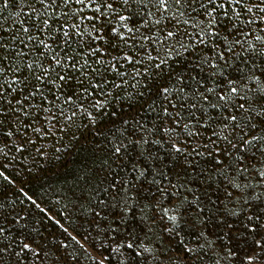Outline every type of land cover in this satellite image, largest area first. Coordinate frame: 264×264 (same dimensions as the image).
Wrapping results in <instances>:
<instances>
[{
	"label": "snow or ice",
	"instance_id": "snow-or-ice-1",
	"mask_svg": "<svg viewBox=\"0 0 264 264\" xmlns=\"http://www.w3.org/2000/svg\"><path fill=\"white\" fill-rule=\"evenodd\" d=\"M86 133L83 233L21 187L0 264H264V0H0V178Z\"/></svg>",
	"mask_w": 264,
	"mask_h": 264
},
{
	"label": "trees",
	"instance_id": "trees-1",
	"mask_svg": "<svg viewBox=\"0 0 264 264\" xmlns=\"http://www.w3.org/2000/svg\"><path fill=\"white\" fill-rule=\"evenodd\" d=\"M86 136L87 138L82 136L59 160L55 159V155L59 154H53L49 156L47 162L40 159L38 164L29 163L27 168L23 166L10 168L6 175H9V179L14 180V183L9 184L0 178V196L7 195L9 198H15L19 195L17 190L23 187L29 195L37 199L38 203H41L42 207L51 209L52 215L67 214V219H61V222L65 227H68L69 232L75 235L76 232L73 229L76 228L77 231L83 233V229L78 227L81 222L80 214L70 204L66 209L63 208V205L67 204V200L61 199L60 193L71 187L81 174L83 167L90 163L92 145L89 141L91 134L86 133ZM67 141L68 138L65 137V143ZM55 146L61 147L62 145L56 144ZM28 168H31L32 171L29 172ZM57 218L61 217L57 216ZM49 227L51 228V225ZM81 242L85 243L83 239ZM83 264H88V261L85 260Z\"/></svg>",
	"mask_w": 264,
	"mask_h": 264
}]
</instances>
